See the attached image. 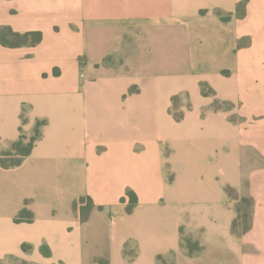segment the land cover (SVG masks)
Returning a JSON list of instances; mask_svg holds the SVG:
<instances>
[{
	"label": "crops",
	"instance_id": "obj_1",
	"mask_svg": "<svg viewBox=\"0 0 264 264\" xmlns=\"http://www.w3.org/2000/svg\"><path fill=\"white\" fill-rule=\"evenodd\" d=\"M5 26L43 38L0 42V158L42 124L0 163V264H264V0H0ZM59 181L83 185L86 220H57Z\"/></svg>",
	"mask_w": 264,
	"mask_h": 264
},
{
	"label": "trees",
	"instance_id": "obj_2",
	"mask_svg": "<svg viewBox=\"0 0 264 264\" xmlns=\"http://www.w3.org/2000/svg\"><path fill=\"white\" fill-rule=\"evenodd\" d=\"M43 35L40 31H32V32H27V33H18L15 32L11 27L5 26V27H0V42L8 47H19L22 45H36L42 41ZM206 84L203 85V88L205 89ZM204 93L206 91L204 90ZM42 123H39L37 128H36V133L33 137L30 139H26V137H21L20 140L15 142L12 146V148L8 151H5L2 153L1 158H0V163L2 167L9 168L13 166L20 165L22 161L24 160L25 157L31 154L34 144L36 140L40 137V126ZM226 191L230 196H232L234 199H237L238 195L236 191L228 186L226 188ZM128 197L130 198V203L128 205V211H131L135 205L138 202V196L135 192L130 191L128 193ZM85 198H81V200H84ZM126 198L124 197L122 201H125ZM247 204L251 206V209L249 212H244L242 209V205ZM252 205H253V199L251 197H242L236 208L238 211V217L234 221L233 224V232L236 234H243L246 233L247 231L250 230L252 226ZM94 202L91 198H89V204L87 205L88 209L87 212H84L82 214V220H86L88 218V215L90 211L94 208ZM84 206L81 208L83 210ZM34 218L33 214L29 212L27 209H23L20 214L18 220H27V221H32ZM244 227L241 229L239 228V225L244 223ZM183 233V230H182ZM187 243V250L189 251L190 254H194L198 251L202 250V246L198 241H194L191 237L185 239ZM164 264H167L164 262Z\"/></svg>",
	"mask_w": 264,
	"mask_h": 264
},
{
	"label": "rangeland",
	"instance_id": "obj_3",
	"mask_svg": "<svg viewBox=\"0 0 264 264\" xmlns=\"http://www.w3.org/2000/svg\"><path fill=\"white\" fill-rule=\"evenodd\" d=\"M204 90L206 91V93H204V94H209L212 92L211 90H209L207 85H206L205 89L203 88V92H204ZM173 100H174V103H173L172 110L174 111L176 118L181 119L182 113H183V109L181 108L182 103L180 102L179 97H174ZM185 105H186V107H191L190 104H188V103H186ZM109 186L112 187L113 184H109ZM82 187H83V185L81 183H77V182L64 183L63 181H59V182L55 183L54 191L51 190V192H50V190L48 191V189H47V191L44 188L42 189V193L44 192V193L48 194L50 192V194L52 195L51 197L54 199V202L56 205V211H57L56 212V218L59 222H63L66 220L68 213L72 207H74V208L78 207V209L81 211V214H83L84 212H87V209H88L87 205L89 204V198L90 197H88V198L82 197V198H85L84 200H81V198H78L77 201L71 199L75 193L83 191ZM95 187H93V185L89 183L84 187V191L88 192V191H91L92 189L95 190ZM111 189H113V188H111ZM83 206H84V208L82 210L81 208ZM252 208H253V205H252ZM242 209L244 212H249L251 209V206H249L247 204H243ZM244 225H245V222L240 224L239 228L242 229L244 227ZM60 237L63 238V235ZM60 237L58 239H60ZM187 238H190L187 234L182 236V246L184 247V249H187V243L185 241V239H187ZM92 247H94V246H90V247L87 246L85 248V254L87 252L88 253L89 252L94 253L97 251V249L100 248L97 246V247H95V249H93ZM62 249H63V247H62ZM41 250L44 253L47 252L49 250L48 245L44 244L41 247ZM134 253H135L134 247L129 245L126 248V252H125L126 256L128 258H130V257H132V255H134ZM95 259H96V264H107L106 263L107 260H105L104 257L101 258L98 256V257H95ZM170 260H171V257L169 259H167V262L170 263ZM62 262H63L62 264H68L64 260H62ZM42 264H44V263L42 262Z\"/></svg>",
	"mask_w": 264,
	"mask_h": 264
}]
</instances>
